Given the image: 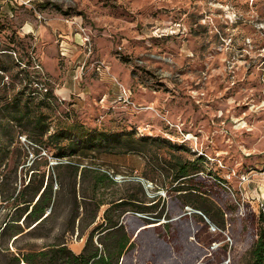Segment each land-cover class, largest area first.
I'll list each match as a JSON object with an SVG mask.
<instances>
[{"label":"rangeland","instance_id":"1","mask_svg":"<svg viewBox=\"0 0 264 264\" xmlns=\"http://www.w3.org/2000/svg\"><path fill=\"white\" fill-rule=\"evenodd\" d=\"M27 74H37L42 93L55 97L54 106L43 109L50 133L76 122L120 140L59 158L15 129L0 163V227L14 213L39 156L48 162L40 169L45 183L53 177L59 205L36 236L13 244L14 232L2 233L0 264H16L18 248L39 249L55 238L82 252L105 208L96 224L81 228L77 221L71 230L72 195L61 182L67 187L75 172L56 169L70 161L80 172L108 173L116 196L156 203L162 222L187 215L191 242L209 252L196 264L252 263V245L264 228V0H0V100L26 89ZM140 139L146 146H136ZM2 143L8 145L6 138ZM172 154L204 159V172L189 185L223 211L224 228L221 218L212 221L168 193ZM88 176L83 186L77 178L79 202L95 174ZM102 197H108L103 190L97 192ZM154 242L159 246L157 237ZM135 250L140 262L169 264L167 253L150 258L146 238Z\"/></svg>","mask_w":264,"mask_h":264},{"label":"trees","instance_id":"2","mask_svg":"<svg viewBox=\"0 0 264 264\" xmlns=\"http://www.w3.org/2000/svg\"><path fill=\"white\" fill-rule=\"evenodd\" d=\"M25 80L26 89L15 93L8 92L4 99L0 100V163L7 159V149L15 142L16 128L20 129L18 135L25 134L26 140L28 139L39 149L45 151L53 148L59 158L75 156L82 147L88 151H96L103 143L120 140L119 135L108 136L102 132L89 131L84 125L76 122L63 123L62 127L50 133V116L43 109H51L54 106L55 97L49 90L42 93L44 85L37 74H27ZM25 91H28L27 96ZM2 138H6L7 146L2 143ZM134 142L136 146H146L145 139L134 140ZM170 158L168 167L172 176L168 193L178 194L184 207L190 206L208 216L212 221L215 218H221V228H224L223 211L209 199L205 192L201 191L199 186L189 185L196 175L204 172V159L187 161L175 154H172ZM34 165L36 169L32 170L35 172L15 198L17 205L14 213L12 215L8 213L0 227V235L9 231L14 232L13 237L16 238L13 244L25 235L36 236L47 223L54 219L59 205L58 193L53 192V177L49 176L45 183V171L40 169L48 166L45 157L39 156L34 161ZM56 169H73L75 172L74 181L67 187L61 182V190L66 189L72 195L67 220V223L71 224V230H74L77 221L81 228L96 224L99 212L105 208L101 221L89 233L86 245L80 254L71 251L63 239L55 238L52 243L39 249L18 248L16 264H149L148 260L143 262L137 260L135 246L140 238L148 240L153 250L150 258L155 259L160 254L157 249L160 246L164 253L159 256L167 253L169 264H196V258H203L209 253L205 248L191 242L193 239L190 226L183 224L187 215L162 222L163 211L158 212L156 203L148 205L135 195L116 196L114 192H110L109 190L116 186V182L108 173L88 168H83L80 172L79 166L73 161L68 164L59 163ZM89 173L95 174L92 184L86 190L82 189L89 194L82 193V200L79 202L76 191L77 178L83 186L89 178ZM101 190L106 192L108 197L97 199V192ZM92 206L93 209L89 211L88 208ZM79 208L83 211L80 212ZM200 219L203 220L201 217ZM24 228L28 231L25 232ZM161 229L162 237L159 231ZM186 231L189 234L186 235ZM96 234L98 246L94 244ZM156 237L160 240L157 247L154 246ZM133 251L135 252L131 254ZM125 254H128V257ZM173 254L176 256L174 260L171 259ZM251 258V264H264L263 227L252 245ZM161 262L162 260H157V264H162Z\"/></svg>","mask_w":264,"mask_h":264},{"label":"water","instance_id":"3","mask_svg":"<svg viewBox=\"0 0 264 264\" xmlns=\"http://www.w3.org/2000/svg\"><path fill=\"white\" fill-rule=\"evenodd\" d=\"M48 212H50V210Z\"/></svg>","mask_w":264,"mask_h":264},{"label":"built area","instance_id":"4","mask_svg":"<svg viewBox=\"0 0 264 264\" xmlns=\"http://www.w3.org/2000/svg\"><path fill=\"white\" fill-rule=\"evenodd\" d=\"M45 155H46V153H45Z\"/></svg>","mask_w":264,"mask_h":264}]
</instances>
